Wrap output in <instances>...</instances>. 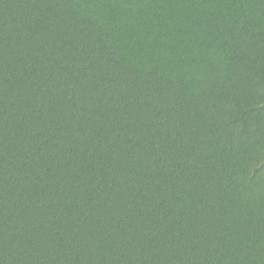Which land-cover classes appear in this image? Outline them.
Listing matches in <instances>:
<instances>
[{
  "label": "trees",
  "instance_id": "obj_1",
  "mask_svg": "<svg viewBox=\"0 0 264 264\" xmlns=\"http://www.w3.org/2000/svg\"><path fill=\"white\" fill-rule=\"evenodd\" d=\"M38 1L0 0V264H264V0H230L193 72L124 67Z\"/></svg>",
  "mask_w": 264,
  "mask_h": 264
},
{
  "label": "rangeland",
  "instance_id": "obj_2",
  "mask_svg": "<svg viewBox=\"0 0 264 264\" xmlns=\"http://www.w3.org/2000/svg\"><path fill=\"white\" fill-rule=\"evenodd\" d=\"M64 12L69 21L58 18L60 7L52 10L54 23L67 28L75 26V39L87 41L110 38L115 47L116 62L124 67L149 71L167 67L189 69L199 64L212 66L214 47L207 45L203 33L216 29L228 17L230 0H76ZM243 5L262 0H238ZM38 18L50 9L38 0H28ZM25 2V5H28ZM13 7L0 11V17H13ZM63 12V13H64ZM258 27V26H256ZM214 33L211 39H215ZM205 50L199 52L195 43ZM198 64V65H199ZM214 67V66H213ZM210 70L194 72L193 84L199 86L210 78ZM193 72V71H192Z\"/></svg>",
  "mask_w": 264,
  "mask_h": 264
}]
</instances>
